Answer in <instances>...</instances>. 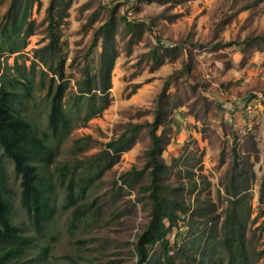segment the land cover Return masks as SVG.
<instances>
[{
  "label": "rangeland",
  "instance_id": "1",
  "mask_svg": "<svg viewBox=\"0 0 264 264\" xmlns=\"http://www.w3.org/2000/svg\"><path fill=\"white\" fill-rule=\"evenodd\" d=\"M40 1V8L35 6L29 16L36 33L24 52L13 55L3 67L0 86L15 94L10 105L36 131L49 132L52 93L64 84L65 105L73 122L62 140L50 142L54 155L43 175L53 187L54 215L40 232L21 206V176L13 161L0 157V182L13 203V224L34 236L25 259L42 264H137V234L150 221V200L142 189L150 175L148 171L136 175L130 185L124 184L122 176L145 168L151 147L149 124L158 97L166 80L189 63L191 75L172 85L168 121L165 129L160 128L165 135L163 156L171 167L167 193L182 194L191 207L186 224L181 225L179 246L188 243L190 253L200 248L203 253L196 258L207 264H229L221 229L233 200L231 192L236 190L247 259L232 264H264V39H259L264 36V0H186L177 5L159 0H63L59 14L63 79L39 60L32 65L36 50L49 43L46 18L51 0ZM9 3L0 0V19ZM113 6H119V16L152 22L151 31L130 50L128 40L119 35L111 104L85 122L88 96L78 100L74 95L77 84L85 79L86 66L98 63L100 47L93 58L87 54L95 30L108 19ZM247 38L252 41L245 45ZM159 40L173 48L161 65L152 53L165 54ZM229 41L241 45L216 47ZM248 102L255 106L252 113L240 109ZM137 127L141 128L135 132ZM122 135L133 143L131 149L97 175V169L91 170L92 162L107 143ZM99 163L97 158L94 165ZM61 167L69 170L64 182ZM67 179H75L73 207L67 197ZM76 208L83 212L78 220ZM216 226L221 232L217 235L212 233ZM192 240L197 243L195 249ZM159 252L158 245L152 255Z\"/></svg>",
  "mask_w": 264,
  "mask_h": 264
},
{
  "label": "trees",
  "instance_id": "2",
  "mask_svg": "<svg viewBox=\"0 0 264 264\" xmlns=\"http://www.w3.org/2000/svg\"><path fill=\"white\" fill-rule=\"evenodd\" d=\"M9 1V7L0 19V80L4 74L3 67L9 63L13 55H21L27 48L29 39L35 35L37 27L35 21L31 20L29 16L35 6L38 8L41 6L40 0ZM159 1L164 5L167 3L177 5L186 0ZM63 3H65L63 0H51L46 18L49 43L36 50L35 60L32 62V65L36 66V60H39L49 72L60 75L62 79L64 78V62L61 59L59 14ZM69 6L70 3L66 4V8ZM118 11L119 6L111 7L108 19L95 30L87 57L93 58L95 50L100 47L98 63L95 67L87 65L85 79L77 84L74 95L76 99L82 100L86 95L88 96L85 122L104 112L111 104L112 72L120 55L119 35L128 40L127 46L130 50L143 39L147 32L151 31L152 22L130 20L127 15L119 16ZM119 27H122L120 34ZM259 39H264V36H260ZM251 41V38H247L243 43L248 45ZM158 43L166 49L165 54L160 56L159 52L155 50L152 53L155 62L161 65L164 62V57H169L170 50L173 48L164 46L162 40H159ZM239 45H241L240 42L229 41L218 44L216 47L229 49ZM2 57L4 60H1ZM192 69L191 64L185 63L182 70L175 72L166 80L157 100L154 120L149 124L151 147L146 152L147 164L142 171L133 169L122 176L124 184L130 185V180L136 175H141L145 171H148L150 175L149 184L142 187L144 191L148 192L150 200V221L146 229L141 234H137L135 243L137 264H207L205 260L196 258V254L203 253V251L200 248L195 249L197 243L194 240L191 241L192 247L195 249L193 253L189 252L188 243H184V245L182 243L179 246L180 237L183 236V231H180L181 225L182 223L186 224V217L191 207L182 199V194L167 193V179L170 178L171 167L163 156L165 135L160 133V128L165 129V124L168 121V101L172 85L178 78L183 79L191 75ZM43 74H46L45 70H43ZM52 91L53 89H50L49 95ZM65 93L64 84L56 87L55 92L52 93V104L48 116L50 131L38 132L25 115L10 105L15 94L5 86H0V157L5 156L11 159L17 176H21V206L36 227V232H40L54 215V206L51 203L53 187L47 182L43 172L54 155L50 147L52 138H58V141L62 140L72 127L73 118L69 116L65 105ZM140 128L137 127L135 132ZM132 145L133 143L129 142L127 135H122L107 143L106 150L97 157L100 163L97 167L96 164L94 165L96 158L90 166L91 170L97 169V175L104 173L114 165L115 160L119 159L122 153L131 149ZM60 169L59 175L64 182L69 170L67 167ZM76 172L77 170L73 171V173ZM74 185L75 179H70L67 187L70 207L75 206L76 201ZM231 194L233 200L227 209L221 229L224 236L223 247L230 256L229 264L247 259L245 255L246 230L242 224L241 205L236 198L238 191L233 190ZM12 215L13 203L6 196L4 185L0 182V264H42L35 259H25L28 250L34 243V236L25 235L22 228L13 224ZM82 215L83 212H80V208L78 210L76 208L74 218L78 220ZM193 221L192 218V223ZM212 233L217 235L221 232L216 226ZM210 237L214 238V235ZM198 241L200 244L202 243L201 240ZM158 245L160 252L153 256L152 250ZM46 253L45 250L43 255Z\"/></svg>",
  "mask_w": 264,
  "mask_h": 264
},
{
  "label": "built area",
  "instance_id": "3",
  "mask_svg": "<svg viewBox=\"0 0 264 264\" xmlns=\"http://www.w3.org/2000/svg\"><path fill=\"white\" fill-rule=\"evenodd\" d=\"M172 48V46H169ZM260 100H262L261 95H259ZM243 110H245L247 113H252L255 110V106H253L251 103L248 102L245 106H243Z\"/></svg>",
  "mask_w": 264,
  "mask_h": 264
},
{
  "label": "crops",
  "instance_id": "4",
  "mask_svg": "<svg viewBox=\"0 0 264 264\" xmlns=\"http://www.w3.org/2000/svg\"><path fill=\"white\" fill-rule=\"evenodd\" d=\"M246 104H248V103H244L242 106H240V109L243 110V106H245ZM243 111H244V110H243ZM243 111H242V112H243ZM244 115H245V114H244Z\"/></svg>",
  "mask_w": 264,
  "mask_h": 264
}]
</instances>
